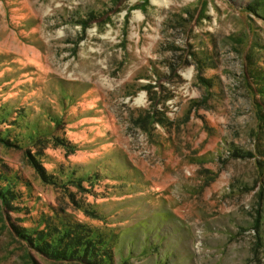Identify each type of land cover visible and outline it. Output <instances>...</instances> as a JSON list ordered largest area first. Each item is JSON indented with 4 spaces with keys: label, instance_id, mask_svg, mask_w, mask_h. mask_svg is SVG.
<instances>
[{
    "label": "rangeland",
    "instance_id": "rangeland-1",
    "mask_svg": "<svg viewBox=\"0 0 264 264\" xmlns=\"http://www.w3.org/2000/svg\"><path fill=\"white\" fill-rule=\"evenodd\" d=\"M0 137V264H78L18 234L53 208L112 264H264V0H0Z\"/></svg>",
    "mask_w": 264,
    "mask_h": 264
},
{
    "label": "trees",
    "instance_id": "trees-1",
    "mask_svg": "<svg viewBox=\"0 0 264 264\" xmlns=\"http://www.w3.org/2000/svg\"><path fill=\"white\" fill-rule=\"evenodd\" d=\"M35 136H37V133L33 132V135L30 136L31 141L33 140L34 142L35 138H40V136ZM0 140L5 144H10L9 142H11L3 137H0ZM91 176L88 175V178ZM6 177L7 179H4L0 175V184L2 183V186H5L4 189H0L1 201L8 204L12 201L22 200L20 187L26 186L23 180H20L17 174L6 175ZM49 180L50 184L55 185L72 183L74 186L81 187L82 184L81 179H76L71 177V175L49 177ZM86 211L90 212L89 209H86ZM35 223L37 224L35 231L24 230L22 227L20 232H18L19 236L29 247L62 262L112 264V251L117 236L110 232L111 229L80 223L71 219L68 215L59 213V210L55 208L40 222L35 221Z\"/></svg>",
    "mask_w": 264,
    "mask_h": 264
}]
</instances>
